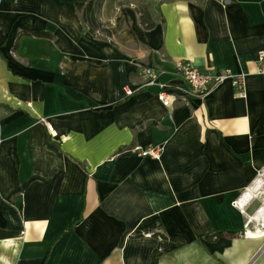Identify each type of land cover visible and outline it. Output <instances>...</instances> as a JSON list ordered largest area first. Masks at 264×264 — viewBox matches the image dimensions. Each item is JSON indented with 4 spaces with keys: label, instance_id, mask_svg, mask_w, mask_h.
I'll list each match as a JSON object with an SVG mask.
<instances>
[{
    "label": "crops",
    "instance_id": "crops-1",
    "mask_svg": "<svg viewBox=\"0 0 264 264\" xmlns=\"http://www.w3.org/2000/svg\"><path fill=\"white\" fill-rule=\"evenodd\" d=\"M74 3L0 0V264H264L231 205L264 165V0H104L105 40ZM179 61L246 98L191 97Z\"/></svg>",
    "mask_w": 264,
    "mask_h": 264
},
{
    "label": "built area",
    "instance_id": "built-area-1",
    "mask_svg": "<svg viewBox=\"0 0 264 264\" xmlns=\"http://www.w3.org/2000/svg\"><path fill=\"white\" fill-rule=\"evenodd\" d=\"M258 73L264 75V51L257 55ZM174 72L188 86L191 97L203 98L213 88L219 86L224 81L229 80L236 96L246 98V84L244 75L213 74L199 70L195 65L188 61H179L174 65ZM141 75L146 79L148 87H157V99L168 104H173L166 91V85L156 82V71L152 67H144ZM129 93V91H128ZM170 100V101H169ZM47 131L53 134V127L45 120ZM141 157H150L159 160L161 149L148 148L140 151ZM233 208L243 216V228L240 237L243 239H263L264 240V165L258 169L254 178L231 202ZM251 210V211H250Z\"/></svg>",
    "mask_w": 264,
    "mask_h": 264
},
{
    "label": "trees",
    "instance_id": "trees-1",
    "mask_svg": "<svg viewBox=\"0 0 264 264\" xmlns=\"http://www.w3.org/2000/svg\"><path fill=\"white\" fill-rule=\"evenodd\" d=\"M104 0H75L74 7L80 17V20L84 26L88 27L89 32L97 38L108 39L111 36L107 25L101 23L98 19V14L102 7ZM140 24L143 29L149 30L155 26V22L146 13L140 14ZM39 37H47L46 34H35ZM16 233L5 232L0 230V238H6L8 236H15ZM221 234H216L215 237H220ZM172 240H177L176 237H172ZM156 263V257L154 256L151 264Z\"/></svg>",
    "mask_w": 264,
    "mask_h": 264
}]
</instances>
